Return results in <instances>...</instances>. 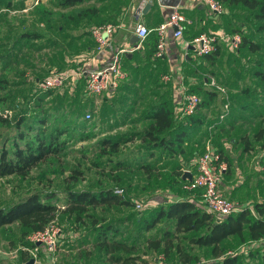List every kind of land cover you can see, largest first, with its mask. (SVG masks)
<instances>
[{"label": "rangeland", "instance_id": "obj_1", "mask_svg": "<svg viewBox=\"0 0 264 264\" xmlns=\"http://www.w3.org/2000/svg\"><path fill=\"white\" fill-rule=\"evenodd\" d=\"M12 3L13 8L0 10V97L6 98L5 102H0V111L9 109L13 115L25 104L23 97L34 96L33 88L53 71L64 69L69 64H82L76 60L79 56H76L75 51L82 48L80 33L84 30L65 18L64 14H68L72 9L60 7L57 0H44L32 6L30 0H12ZM24 8L26 10H23ZM238 13L237 9L234 14L229 10L228 14L222 15L218 24L227 31L226 29L237 28L240 22H244L246 25L243 23L242 31L248 37L264 44V35L256 33L254 27L241 19ZM33 30L42 32L43 39L25 41L21 38L22 33ZM263 55L264 49L254 54L243 51L230 53L220 48L214 63L203 60L206 62L204 67L203 63L197 64L198 58H195L192 65H186V76H197L193 87L199 85L195 88V93L199 95L202 105L198 106L194 114L200 116L203 121L192 127L184 144L185 152L180 158L172 159L163 151V160L159 148L154 150V157L150 158L148 150L138 139L121 146L120 152L115 155L101 154V147L96 143L103 136H112L127 130L142 131L149 120L138 118L153 101L166 99L172 93L171 89L166 87V82L160 79V72L151 66V63L137 60L130 65L131 76L128 81L126 76L120 82L119 87H123L114 109L104 105L96 109L95 105L99 106L101 102L104 104V96L85 92L84 78L61 93L53 91L52 95L45 96L43 107L54 111L57 108L79 110V119L85 120V127L75 133L62 153L40 164L25 179L16 176L0 178V205H7L18 197L40 190L55 192L56 196L52 202L60 206L64 203L63 191L66 187L92 191L122 188L121 195L141 202L144 207L139 213L148 214L159 205L173 200L175 192L181 188L180 184L172 189L165 185V176L173 164L184 162L186 168L191 159L201 153L208 144L212 148H222L230 163V172L222 180V188L234 185V195L226 193L227 190L222 194L235 202L264 203V171L252 168L249 170L248 166L252 153L260 151L264 146V88L252 74L254 61ZM73 59L76 61L70 62ZM34 80H37V83H34ZM151 86L162 90V94L157 95ZM129 88L132 96L128 97L127 102L122 96L129 95ZM83 94L85 95L82 98ZM243 107L246 109H242ZM86 113H90V117H87ZM175 113L179 115V112ZM70 118L72 117L69 116ZM117 122L124 123L122 128L114 126ZM89 132L96 134V138L77 139L80 134L86 135ZM245 141L250 142L251 150L244 149ZM118 161L129 163L130 166L112 170ZM141 164H151L153 168L150 173L139 168ZM73 171L79 172L80 175L70 182L66 177L71 176ZM130 210L137 209L98 208L94 212L100 217L110 219L122 218ZM54 222L57 223V220ZM59 222L61 224L58 226L62 228V232H69L71 235L62 239L53 264H99V254L92 245L93 233L90 230H75L69 223L60 220V217ZM120 226L122 228L123 224ZM127 226H131V223ZM166 228H172V225L162 220L144 235L160 238L162 230ZM227 248V255L236 254L240 257L248 249L246 245L236 244L233 239H229ZM23 249L25 248L17 223L0 228V264H21ZM42 250V247L37 249L35 255L43 256ZM141 251L144 261L136 264H161L158 262L163 258L160 252L152 249L145 251L144 246ZM192 251L204 264H217L206 249L195 247ZM29 254L30 258L34 257L30 252ZM173 258L163 264H175L176 258ZM41 261L46 264L44 258ZM247 262L257 263L255 259H249Z\"/></svg>", "mask_w": 264, "mask_h": 264}, {"label": "trees", "instance_id": "obj_2", "mask_svg": "<svg viewBox=\"0 0 264 264\" xmlns=\"http://www.w3.org/2000/svg\"><path fill=\"white\" fill-rule=\"evenodd\" d=\"M19 1L22 2L23 0ZM219 1L226 10L224 14H228L229 10L233 11L234 14L237 9L241 19L245 20L248 25L253 26L256 33L264 35V0ZM57 2L62 8L69 7L72 9L64 16L68 21H72L75 26H78L80 21L84 19L93 20L97 12V9L93 7L74 8L76 4L82 3L83 0H57ZM0 6L9 9L13 8L14 4L12 0H0ZM243 23L240 22L237 28L226 29V32L230 34L239 33L241 36V43L235 52L260 53L264 49V44L248 37L242 31ZM102 24L105 23L99 25ZM244 25L246 24L244 23ZM220 26L217 25V27ZM83 30L80 33V39L86 37V41L81 42L83 43L81 51H75L77 55L81 54L83 48H91V46L97 44L92 35V29L84 28ZM20 36L25 41H35L43 39L44 34L33 30L32 32L22 33ZM88 36H92L95 42L87 38ZM154 40L156 41L155 51L158 41L157 34ZM220 48L224 47H218L214 52L198 57L214 63L219 55ZM154 51L149 57L153 55ZM189 52L193 51L189 49ZM161 58L152 61L148 59L149 63L155 68L159 67ZM122 68L125 69L123 63ZM82 71L86 70L81 66L79 67V64L72 67L66 66L64 69L53 71L46 78L55 73ZM252 74L264 88V55L254 61ZM83 78L86 87L84 74L75 77L73 80L69 78L65 85L58 89L40 91L37 84L32 90L34 96L23 97L25 104L20 110H16L13 115L10 113L6 116H4L5 110L0 111V178L16 176L25 179L40 164L62 153L75 133H79L81 129H84L85 120L79 119V110L57 108L54 111V109L43 107L45 96L52 95L53 91L57 93L60 91L61 93L67 87H73ZM34 83H37V80H34ZM172 85V82L166 83V87L172 91L168 98L154 101L138 118V120H149L142 131L127 130L116 135L103 136L96 141L98 146L101 147L99 152L104 155H115L120 152L121 146L135 142L138 139L143 147L148 150L150 158L154 157V150L158 148L161 151L160 155L163 160L165 159V155H163L165 151L169 154L168 157L172 159L174 157L180 158L185 152L184 144L190 136L192 127L201 124L203 120L195 114L181 116L175 113L176 101ZM196 87L198 88L199 85L190 87L188 91L195 93ZM84 95H82V98ZM5 101L6 98L0 97V102ZM201 105L202 103H199L198 106ZM242 109L245 110L246 108L243 107ZM6 110L10 112L9 109ZM69 116L72 118L69 119ZM184 122L188 125H185ZM92 138H96V134L89 132L86 135L80 134L77 139ZM214 149L223 156L228 164V168L223 175L224 180L230 172V163L222 148ZM244 149L248 151L252 149L249 141H245ZM183 163H174L165 176L167 188L172 189L175 185L180 184L181 188L178 192H175V198L166 204L159 205L148 214L139 213L143 210L137 209L130 210L122 218L107 219L100 217L94 210L98 208H135V203L129 196L125 197L118 194L111 188L92 191L74 190L66 187L63 191L64 203L60 206L52 202V199L56 196L55 192H44L42 190L29 192L7 205H0V228L13 223L18 224L25 248L21 252L23 263L30 258L29 251L26 249L35 247L34 243L27 240L28 235L43 230L51 221L57 220L58 225H60V217V220L66 221L75 230H90L93 233L92 245L99 254V264H136L139 261L143 262L144 260L141 257L143 246L145 251L152 249L160 252L163 258L162 261L158 262L161 264L163 262L167 263L166 261L170 262L174 259V256L176 258L175 264L200 262L199 256L192 251L195 247L206 249L209 256L217 264H249L247 262L249 259H255L256 264H264V203H249L248 205H251L249 208L245 207L238 212L218 217L202 203L200 189H183L182 185L186 181V178H183V170L185 169ZM129 166V163L118 161L114 164L112 170L126 169ZM139 168L150 173L153 166L151 164H141ZM186 168L193 169V166L187 164ZM72 173L71 176L66 177V180L74 181L80 175L77 171ZM162 220L168 221L172 228L162 230L160 238L144 235L145 232L153 230ZM130 223L131 226H127ZM121 224H123L122 228H120ZM67 235L71 234L62 232L60 227L61 242ZM229 239H233L236 244L246 245L248 249L242 254L244 256L226 254ZM41 253L45 260L49 259L44 250Z\"/></svg>", "mask_w": 264, "mask_h": 264}, {"label": "built area", "instance_id": "obj_3", "mask_svg": "<svg viewBox=\"0 0 264 264\" xmlns=\"http://www.w3.org/2000/svg\"><path fill=\"white\" fill-rule=\"evenodd\" d=\"M44 0H30L31 6L36 5ZM208 7V10L214 16L223 15L226 10L219 0H202ZM187 18L180 10L179 6H173L164 21H162L156 28L158 41L153 56L155 58L163 57L166 49V32L172 29V36L185 47L191 45L193 51L197 56L207 55L217 50L218 47H224L231 52L237 51L240 43L241 36L239 33L230 34L223 29L216 31H204L190 40L186 41L184 38V30L187 25ZM115 26L113 24H102L92 29V35L96 43L103 47L106 44L107 37L112 34ZM135 30L141 38L145 39L151 30L141 23L135 25ZM129 52L127 48H120L111 56L108 64L101 68H94L82 72H66L55 73L43 81L39 82L38 87L40 90L58 89L65 85L66 81L74 79L81 74H84L86 79V90L91 95H102L119 87L120 82L125 78V72L122 68L121 58L124 54ZM164 82H173L175 80L171 73H165L161 76ZM176 101V110L179 111L181 116H190L194 114L201 101L199 95L194 92H189L185 86L178 85L174 92ZM1 113V112H0ZM10 112L5 110L4 116L9 115ZM90 117V113H86ZM264 155V146L261 149ZM190 165L193 169L185 168L184 173L191 175V179L186 178L182 187L185 190L200 189V198L202 203L205 204L207 209L218 217H223L235 212H238L245 207L251 205H241L222 194L219 186L223 180V175L228 168L227 161L223 156L209 144L204 150L199 153L195 158L191 159ZM116 193L121 194L122 188H116ZM136 209L140 210L144 207L141 202L134 201ZM27 240L35 244L33 249L28 250L34 257L35 263L40 264L38 256L35 251L38 247H42L46 255L49 257L46 264H53L56 257V252L60 246V227L54 221H51L47 226L40 231L33 232L28 235ZM40 245H37V243ZM194 264H204L202 261Z\"/></svg>", "mask_w": 264, "mask_h": 264}, {"label": "crops", "instance_id": "obj_4", "mask_svg": "<svg viewBox=\"0 0 264 264\" xmlns=\"http://www.w3.org/2000/svg\"><path fill=\"white\" fill-rule=\"evenodd\" d=\"M146 4H149L147 8L145 7ZM173 6H179L180 10L184 13L188 20L184 30V38L186 41L190 40L192 37L201 32L216 31L222 28L217 27L221 16H214L213 14H211L208 10V7L202 0H83L82 3L76 4L74 8L93 7L97 9V12L95 13V17L93 20L84 19L80 21L78 26H76L77 28L93 29L97 27V25L99 26V24L101 23H109L113 24L115 26V29L112 34L107 37L106 44L103 47H100L95 43V45L91 46V48L85 47L82 49L81 54L76 55L79 56L76 60L79 61V63L82 62L80 66L85 70L101 68L108 64L111 56L114 55L117 50H119L120 48H127L129 52L122 56L121 62L125 67V77L127 76L126 80L128 81L129 76H131L130 65L136 63L137 60L143 61L144 63H147L148 61L149 63V59L151 61L156 59L153 55L149 57V55L154 51L155 48V28L164 20ZM2 8L7 9L3 6H0V10H2ZM23 10H26V8H24ZM137 23H141L149 30H151L149 35L143 40L139 38L135 30V25ZM132 35H136L138 40H131ZM85 38L86 37H82L80 41H86ZM87 38L95 42L92 36H88ZM166 42V49L163 57L161 58L162 60H160V65L159 67H155L157 68L156 70L160 72V79L163 74L170 72L172 77L175 79L172 82L173 93L175 92L178 85L185 86L188 90L193 86L194 81L197 79V76H194L193 74L187 77L185 74L187 68L186 65H192L195 58H198V60H196L198 61L197 64L203 63L204 67L206 65V62L203 61L204 59H202V57H198L195 55L193 47L191 45L185 47L176 39H174L172 36V29H168L166 32ZM189 49L193 52L190 53ZM76 60L73 59L70 60V62ZM74 65H77V63L69 64V67H72ZM195 72L196 71H192V73ZM138 75L141 74L138 73ZM122 87L103 93L102 96H104L105 102L104 104H102L101 102L99 106L95 105L96 109L102 107L103 105L107 108H111V106L113 107V109L116 108V106L114 105L118 102L117 98L119 97L118 95L121 94ZM124 87L127 88L126 85H124ZM150 88H152L153 91L157 93V95L162 94V90L155 89L154 86H151ZM127 93L129 95L122 97H124L123 99H127L128 102V97L132 96L130 88L127 89ZM152 103H154V101ZM152 103L149 105V107L152 105ZM174 111H177L176 108H174ZM176 114L178 115V113ZM112 119L114 121L113 117ZM117 123L118 124L114 125L117 126V128H122V126L124 125L123 122ZM184 124L188 125L186 122H184ZM263 157L264 155L263 153H261V150L258 152H253L248 162L249 170L250 168H252L256 171H263ZM222 185L223 183H221L219 186V189L222 193L223 191L225 192L227 190L226 193H229L231 196L234 195V185H227L225 186V188H222ZM236 202L241 205L249 204V202ZM39 248L40 247H38L37 249ZM38 256L39 257L37 258L40 261V264H42L41 260L44 257L40 255ZM44 261L46 262L45 258ZM21 264H23V262Z\"/></svg>", "mask_w": 264, "mask_h": 264}, {"label": "water", "instance_id": "obj_5", "mask_svg": "<svg viewBox=\"0 0 264 264\" xmlns=\"http://www.w3.org/2000/svg\"><path fill=\"white\" fill-rule=\"evenodd\" d=\"M148 6H149V4H146L145 7L147 8ZM131 40H135V41H137L138 38H137L136 35H132ZM183 178H184V179H185V178L191 179V175L188 174V173H184ZM37 245H40V243L38 242ZM34 263H35V259H34L33 257H31V258H29L26 262H24L23 264H34Z\"/></svg>", "mask_w": 264, "mask_h": 264}]
</instances>
